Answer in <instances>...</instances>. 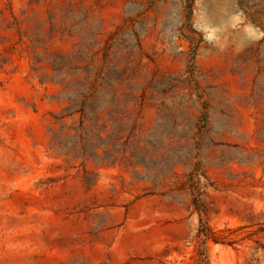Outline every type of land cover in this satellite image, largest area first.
<instances>
[{
  "label": "rangeland",
  "instance_id": "1",
  "mask_svg": "<svg viewBox=\"0 0 264 264\" xmlns=\"http://www.w3.org/2000/svg\"><path fill=\"white\" fill-rule=\"evenodd\" d=\"M203 260L264 264V0H0V264Z\"/></svg>",
  "mask_w": 264,
  "mask_h": 264
},
{
  "label": "trees",
  "instance_id": "2",
  "mask_svg": "<svg viewBox=\"0 0 264 264\" xmlns=\"http://www.w3.org/2000/svg\"><path fill=\"white\" fill-rule=\"evenodd\" d=\"M200 236L203 237L206 240L211 239L212 241L216 242L214 238V234L212 229L201 220V228H200ZM202 264H207L206 260H203Z\"/></svg>",
  "mask_w": 264,
  "mask_h": 264
}]
</instances>
